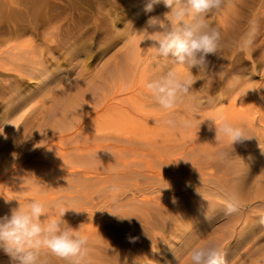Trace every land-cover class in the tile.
Segmentation results:
<instances>
[{
	"label": "rangeland",
	"instance_id": "obj_1",
	"mask_svg": "<svg viewBox=\"0 0 264 264\" xmlns=\"http://www.w3.org/2000/svg\"><path fill=\"white\" fill-rule=\"evenodd\" d=\"M147 3L148 0H0V39H2L0 42L4 38L11 39L9 43L0 45V56L8 57L9 54H6L8 48L16 44L18 48L14 52L18 53L19 58L30 56L37 62L40 60L43 66H46L47 75L45 80L41 81L37 75L20 76L14 71L0 68V173H3L0 174V184L2 183L0 195L13 199L15 203L13 202L12 206L15 207L17 203L25 202L23 205H26L32 200L43 201L46 204L41 203L50 212L49 218L59 219L57 206H63L64 209L66 208L64 221L72 218L71 216L77 211L80 212L95 203L113 198L116 202L112 207L104 208L89 218L80 219L76 225L82 228L78 231L83 236L87 234L86 232L94 231L93 226L96 224H99L96 229L102 226L109 227L107 235H103L101 239L109 243L116 239L113 241L116 247H125V264H185L183 258L186 252L196 243L202 245L213 243L219 246L224 264H264V223L256 220L254 225H246L248 220L252 221L249 217L254 216L253 212L260 207L248 206L242 208L241 212L236 208L234 212H226V204L232 202L222 198L218 192L226 186L241 202L261 199L259 196L264 192V175H262L264 174V142H262L264 135H261L264 133L262 132L264 105L259 100L261 97L259 92L264 88L261 65L264 53V0H224L221 9L207 17L208 24L219 30L221 40L216 54L209 55L207 65L199 71L196 69L191 71L183 65H173L156 56L155 49L151 48V42L144 40L145 35L140 31L146 26L150 17H162L169 9L166 8L163 0H160L153 5L151 11H146ZM14 34L18 37H14ZM169 71H174L181 77L190 76L200 87L194 83L188 99L177 104L174 109L165 111L159 109L152 98L148 97L145 83ZM245 79L256 85L253 94L255 96L253 111H249L251 104L248 106L249 104L243 103V107L237 104L242 103L244 98L234 88L236 82ZM117 90L119 96L113 100L106 116V111L96 105L102 100L103 95H117ZM62 91H67V95L64 96ZM145 92L148 95L144 94ZM238 96L240 99H235ZM67 97L74 101L70 102ZM19 101L25 105L18 111H10L9 108L7 110L8 104L16 105ZM64 102L66 106L63 105ZM256 104L258 113L254 111ZM237 105L243 108L244 113H246L245 106L249 111L247 115L245 114L249 119H244L248 124L247 127L242 121L245 116L243 115L242 119L240 116L244 113L241 112L242 109L240 111L237 108ZM229 106L233 109H228ZM227 109L233 110L232 113L240 111V115L234 113L238 115H236V120L239 122L237 125H242L246 135L250 137L245 141L248 146L244 147L243 143L241 146L237 143L232 146V143L223 137L221 138L225 141L220 138L223 142L216 139L219 141L217 143L212 140L213 134L211 136L204 133L203 126L209 118L215 119L218 114L224 112L226 114L223 116L234 114ZM169 111L173 113V118L191 121V126L186 128L165 126L163 121L169 118ZM102 114L108 117V121ZM251 114L256 117H252ZM149 116L152 121L148 119ZM57 117L64 121L63 124ZM95 117L97 122L100 121L99 123H96ZM110 119L115 120L112 122ZM252 119L253 127L250 124ZM91 120H95L97 125L91 124L93 122ZM144 120L147 122L145 123ZM137 121L141 123L140 126L137 125ZM135 124L140 129L135 127ZM193 125L195 128H192ZM195 141L199 142L191 147V143ZM181 146L182 150H180ZM85 148L89 150L88 153L104 148L105 154L99 157V161L108 163L112 161L113 166L108 169L104 167L103 173L100 174L103 176H99L94 181L92 179L89 182L79 175L73 176L75 179L64 178L62 181L60 171L65 173L67 170H73L72 164L75 170L82 167L83 162L85 164L83 166H86L87 162L89 163L97 154L94 152L91 157V152L86 154ZM176 150L177 154H175ZM82 151L85 153L82 155L84 157L87 155L91 160L76 156ZM164 151L167 152L163 153ZM131 153L136 155L132 156ZM110 157L112 159L115 157L117 162L115 158L112 160ZM76 159L81 161L80 165ZM121 160L126 161L123 163ZM129 160L135 165L139 162V166L130 164ZM240 160L243 163V167L239 168L240 171L236 173L226 170L228 166L237 165L236 162ZM226 161L229 162L228 165ZM126 163L133 167L126 166ZM161 164L165 165L166 169ZM174 164L179 165V168L174 167ZM180 168L184 170H179ZM258 168H261L260 171ZM176 169L177 173H175ZM217 172L218 176L215 174ZM153 173L157 174L156 177L151 181L148 180L145 175ZM247 173L250 176L247 177ZM65 175L67 173L64 174L66 179L70 178ZM238 175L239 180L242 181L237 182ZM201 179L203 181L206 179L208 182H205L206 187L204 186L210 189L208 194L200 193L197 197L194 196L197 193H193L190 188V191L185 190L189 180L196 186L194 190L202 188L198 181H202ZM42 180L46 182H41ZM57 183H64L67 188ZM149 185L154 187L144 192L140 191L141 194L137 192L138 188L143 189ZM51 186L61 188L60 190L56 187L49 188ZM77 186L81 188L78 187L77 190ZM53 191H60V194H54ZM92 191L94 192L91 193ZM134 191L136 194L133 193ZM5 192H9V196ZM71 195L73 199L70 200L68 196ZM244 195L246 198L243 197ZM15 196L18 198L16 199ZM143 197L154 198L157 201L139 202L138 200ZM208 200L212 203L208 204V208L197 204ZM115 205H119V208ZM4 206L0 208V217L9 211L8 206L6 204ZM260 211L264 214V208ZM256 215L257 213L255 217ZM88 243L90 252L93 251L94 256L105 258L107 264L109 259L107 252H99V245L102 242Z\"/></svg>",
	"mask_w": 264,
	"mask_h": 264
},
{
	"label": "clouds",
	"instance_id": "obj_2",
	"mask_svg": "<svg viewBox=\"0 0 264 264\" xmlns=\"http://www.w3.org/2000/svg\"><path fill=\"white\" fill-rule=\"evenodd\" d=\"M160 0H148L146 11ZM169 11L163 16L150 17L140 31L151 42L156 56L173 65H183L189 70H202L208 63L209 55H215L221 34L211 27L207 17L221 9L224 0H163ZM143 40V41H144ZM195 81L169 71L149 79L145 87L154 104L161 110H172L190 97ZM216 139L226 137L232 143H242L250 139L243 127L235 126L226 120L219 124L213 121ZM163 124L170 128L190 127L191 121L169 118ZM211 130V127H210ZM6 203L9 200H5ZM175 202V200L173 201ZM57 218H49L48 208L37 200L26 205L18 204L10 214L0 217V250L10 257L11 264H45L41 250L65 259L70 264H81L86 254L87 237L70 227L63 217V206ZM226 212L236 209L232 203L226 204ZM67 225V226H66ZM185 264H224L219 246L213 243L194 244L183 258Z\"/></svg>",
	"mask_w": 264,
	"mask_h": 264
},
{
	"label": "bare ground",
	"instance_id": "obj_3",
	"mask_svg": "<svg viewBox=\"0 0 264 264\" xmlns=\"http://www.w3.org/2000/svg\"><path fill=\"white\" fill-rule=\"evenodd\" d=\"M11 36V35H10ZM244 36V35H243ZM12 37V36H11ZM10 37V38H11ZM14 37H18L17 36V34H14ZM245 37V36H244ZM4 38V37H3ZM7 38V37H6ZM256 38V37H255ZM255 38H254V40H255ZM5 39V38H4ZM3 39V41L2 42H0V45H2V44H7V42L9 43L10 42V40H9V38L8 39H5L4 40ZM13 39V38H12ZM16 39V38H15ZM0 40H2V39H0ZM240 41H242V40H240ZM244 43H246V42H243V44ZM7 46V45H6ZM1 48V47H0ZM17 48H18V46L15 44V45H13V46H11L10 45V47L8 48V53H6V54H9V56L7 57V56H5V55H3V56H5V57H2V55L0 56V68H2V69H4V70H11V71H14V72H16L18 75H20V76H28V77H30V76H36L37 75V78L38 79H40L41 81H44L45 80V78L47 77V75L45 74V68H46V66L44 67L43 66V63L39 60L38 62L36 61V59H34L33 57H28V58H26L25 56L23 57V58H19V55H18V53H16V52H14L15 50H17ZM264 48V47H263ZM4 49V48H3ZM1 50V49H0ZM242 50H243V48H242ZM7 52V51H6ZM15 56V57H14ZM37 65V66H36ZM261 65L263 66V74H264V53H263V55H262V59H261ZM258 67V66H257ZM261 69V68H260ZM48 71V70H47ZM53 77V76H52ZM133 77V76H132ZM54 78V77H53ZM251 78H253V77H251ZM250 78V79H251ZM244 79V78H243ZM252 80V79H251ZM250 81H247L246 79L245 80H240L239 82H236V86H235V88L234 89H237L238 91H239V93H240V96L241 95H243V98H244V100L246 99V101L244 102V100H242L243 102L242 103H237V104H241V107H243L242 106V104L244 103V105H246L245 103H247V104H249L248 106H250V104H251V108H250V110L249 111H253V107H254V105H252V104H255V96L253 95V94H255V92H254V90H255V88H256V85L255 84H253V83H249ZM129 83V82H128ZM200 83H202V82H199V84ZM126 84V83H125ZM130 84H131V81H130ZM203 84V83H202ZM206 84V83H205ZM195 85H198L197 83H195ZM204 85V84H203ZM199 87H200V85H198ZM208 86V85H207ZM103 87H105V85H103ZM122 87V86H121ZM193 87V86H192ZM106 88V87H105ZM123 88V87H122ZM194 88H195V86H194ZM261 88H263V87H261ZM121 89V88H120ZM125 89V88H124ZM229 89V88H228ZM233 89V88H232ZM136 90H138L137 88H136ZM196 90V89H195ZM194 90V91H195ZM198 90H200V89H198ZM261 90V89H260ZM111 91H113V90H111ZM116 91V90H115ZM114 91V92H115ZM134 91H135V89H134ZM134 91H132V94L134 95ZM205 91V90H204ZM225 91V90H224ZM113 92V93H114ZM117 92H118V90H117ZM121 92V91H120ZM140 92V91H139ZM192 92V91H191ZM231 92V91H230ZM230 92H228V93H230ZM235 91L233 90V92L232 93H234ZM237 92V91H236ZM109 92H107V94H108ZM196 93V92H195ZM227 93V94H228ZM231 93V94H232ZM238 93V92H237ZM259 93H261V97L259 98V100H260V102L264 105V88L262 89V91L261 92H259ZM62 94L64 95V96H66L67 95V91H62ZM101 94H103L102 92H101ZM144 94H146V95H148L147 94V92H145ZM225 94V93H224ZM195 95V94H194ZM235 95H236V93H235ZM257 95V94H256ZM260 95V94H259ZM102 96V95H101ZM117 96H119V92L117 93V95H113L112 96V94H108V95H103L102 97V100L100 101V102H98V104L96 105V106H98V107H101L102 109H104V111H106L105 112V115H106V113H107V111L108 110H110V107H111V104H113L112 102H113V100L114 99H116L117 98ZM150 96V94L148 95V97ZM234 96V95H233ZM246 96H247V98H246ZM132 98H133V96H131ZM134 97H135V95H134ZM136 97H137V95H136ZM140 97V96H139ZM196 97V96H195ZM232 97V96H231ZM230 96H229V98H231ZM239 97V96H238ZM238 97H234L235 99H240V97L238 98ZM68 98V97H67ZM97 98V97H96ZM147 98V97H146ZM150 98V97H149ZM193 98V97H192ZM69 99V101L70 102H72V101H74V99L73 100H70V98H68ZM92 99V98H91ZM98 99H99V96H98V98H97V101H98ZM122 99V98H121ZM140 99V98H139ZM191 99V98H190ZM195 99V98H194ZM144 100V99H143ZM229 100V99H228ZM95 101V100H94ZM145 101V100H144ZM233 102H235V101H233ZM65 103V102H64ZM93 103V102H92ZM235 103V104H236ZM142 104V103H141ZM23 105H25V104H21V102L19 101V103L18 104H16V105H14V104H8L7 105V110H8V108H9V110L10 111H18L21 107H23ZM63 105H67L66 103L65 104H63ZM72 105H73V103H72ZM90 105V104H89ZM92 106H93V104H91ZM144 105V104H143ZM147 105V104H146ZM153 106V105H152ZM230 106H231V103H230ZM230 106H229V108L228 109H233V108H230ZM238 106V105H237ZM19 107V108H18ZM64 107V106H63ZM68 107V106H67ZM75 107V106H74ZM97 107V108H98ZM233 107V106H232ZM234 107H236V105L234 106ZM263 107V106H262ZM237 108H239V106L237 107ZM236 108V109H237ZM258 108V106H257V104H256V108L254 109V111H256L257 112V109ZM261 108V107H260ZM62 109V108H61ZM65 109V108H64ZM93 109H95V107L93 106ZM227 109V110H228ZM240 109H242V111L240 110ZM244 109H245V111H246V113H244V111H243V108H239V110L241 111V112H243L244 114H242V115H240V111L239 110H237L235 113H237L238 115H240L241 116V119H242V117H243V115L245 116V114L247 115V113H249V111H248V109L246 110V106L244 107ZM90 110H91V108H90ZM70 111V110H69ZM112 111V110H111ZM110 111V112H111ZM229 111V110H228ZM228 111H226L227 113H228ZM231 111H233V110H231ZM231 111H229V112H231ZM248 111V112H247ZM224 112V111H223ZM233 112V113H234ZM111 113H113V112H111ZM232 113V112H231ZM232 113V114H233ZM234 113V114H235ZM251 113V112H250ZM254 113V112H253ZM258 113V112H257ZM260 113V112H259ZM104 114V113H103ZM103 114H102V116H103ZM108 114H109V112H108ZM218 114V113H217ZM224 114H226L225 112L224 113H222V114H218V115H222V116H216L215 117V119H211L210 120V118L208 119L209 121L203 126V128H204V130H205V134L206 135H208V134H210L211 136H212V134L214 135V136H212V140H215V141H217V143L219 142L218 140L221 138H219L218 140H216V129H215V124H214V122L213 121H215L217 124H219L222 120H226L227 122H229V123H231V124H233V123H236L235 124V126L237 125V123H238V125H239V122H237V120H236V118H237V114H233V115H228L227 114V116H223ZM85 116H86V114H84ZM104 115V116H105ZM237 115V116H236ZM252 115V114H251ZM263 115H264V113H263ZM85 116H83L84 118H85ZM102 116L100 117L99 116V118H101V120H104V118L102 119ZM103 116V117H104ZM107 116V115H106ZM105 116V117H106ZM145 116V115H144ZM151 116V115H150ZM150 116H149V120L152 118V116H151V118H150ZM156 116V115H155ZM157 116H159V115H157ZM67 117H68V115H67ZM161 117V116H160ZM160 117H159V119H160ZM212 117H213V115H212ZM246 117V118H245ZM245 117H243V125H245V127H247L246 125H248L247 123H245L244 122V119H249V117H247V116H245ZM252 117H254L253 115H252ZM251 117V118H252ZM256 117V116H255ZM254 117V118H255ZM69 118V117H68ZM111 118H114V117H111ZM145 118H147V117H145ZM163 118H165V116L163 117ZM240 118V117H239ZM57 119H59L58 117H57ZM74 119V118H73ZM72 119V120H73ZM94 119H96V123H99V122H97V118L95 117ZM106 119H107V121H108V117H106ZM153 119V118H152ZM152 119L150 120V121H152ZM260 119H261V117H260ZM260 119H258V121H261ZM263 119H264V117H263ZM51 120V119H50ZM79 120V119H78ZM100 120V119H99ZM111 120V119H110ZM109 120V121H110ZM113 120H115V119H113ZM113 120H111L112 122H113ZM143 120V119H142ZM142 120H141V123H142ZM162 120V119H161ZM160 120V121H161ZM59 121L62 123V122H64V121H61L60 119H59ZM68 121V120H67ZM82 121V120H81ZM80 121V122H81ZM91 121H93V122H91V124L93 123V125H94V121L95 120H91ZM240 121V120H239ZM264 121V120H263ZM14 122V121H13ZM102 122V121H101ZM112 122H110V123H112ZM138 122V121H137ZM144 122H145V120H144ZM147 122V121H146ZM145 122V123H146ZM241 122V121H240ZM10 123V122H9ZM52 123V122H51ZM57 123V122H56ZM56 123H54V124H56ZM88 123V122H87ZM95 123V124H96ZM106 123V122H105ZM139 123L140 122H138L137 123V125H139ZM140 123V124H141ZM249 123V122H248ZM256 123L258 124V122L256 121ZM260 123V122H259ZM58 124V123H57ZM63 124V123H62ZM66 124V123H65ZM64 124V125H65ZM148 124H150V123H148ZM250 124H251V126L253 127V125L252 124H254V120L252 119L251 120V122H250ZM250 124H249V126H250ZM59 125V124H58ZM63 125V126H64ZM73 125H75V123H73ZM87 125H90V124H87ZM97 125V124H96ZM136 124L134 125L135 127L137 126ZM143 125V124H142ZM237 125V126H238ZM62 126V127H63ZM77 126H78V124H77ZM103 126H105V125H103ZM133 126V127H134ZM140 126V125H139ZM139 126H137V128L138 129H140V127ZM194 126V125H193ZM250 126V127H251ZM262 126V125H261ZM260 126V127H261ZM264 126V125H263ZM53 127V126H52ZM61 127V126H60ZM80 127V126H79ZM88 127V126H87ZM144 126H142V128H143ZM210 127H211V130H210ZM240 127H242V125L240 126ZM105 128V127H104ZM192 128H195V126L194 127H192ZM201 128V127H200ZM249 128V127H248ZM75 129H76V127H75ZM137 129V130H138ZM144 129H146V128H144ZM191 129V128H190ZM243 129H244V127H243ZM254 129V128H253ZM259 129V128H258ZM257 129V130H258ZM261 129V128H260ZM259 129V130H260ZM262 129H264V128H262ZM129 130H131V129H129ZM134 130V129H133ZM157 130V129H156ZM247 130V129H246ZM75 131V130H74ZM128 131V130H127ZM132 131V130H131ZM136 131V130H135ZM134 131V132H135ZM139 131V130H138ZM145 131V130H144ZM196 131V130H195ZM248 131V130H247ZM262 131V130H261ZM134 132H132V133H134ZM262 132H264V130L262 131ZM54 133V132H53ZM66 133V132H65ZM64 133V134H65ZM72 133V132H71ZM198 133V132H197ZM196 133V134H197ZM68 134V133H67ZM70 134V133H69ZM138 134V133H137ZM195 134V133H194ZM260 134V133H259ZM60 135V134H59ZM66 135V134H65ZM135 135H136V133H135ZM204 135V134H203ZM249 135V134H248ZM254 135V134H253ZM256 136H258L257 134H255ZM261 135H264V133H262ZM57 136V135H56ZM63 136V135H62ZM79 136V135H78ZM195 136H197V135H195ZM194 136V137H195ZM260 136V135H259ZM68 137H70L71 138V136H68ZM67 137V138H68ZM200 137V136H199ZM223 137V136H222ZM249 137V136H248ZM67 138H63V139H67ZM77 138V137H76ZM95 138V137H94ZM192 138V137H191ZM204 138H205V136H204ZM209 138L211 139V137L209 136ZM224 139H226V141H229L228 140V138H226V137H223ZM260 138V137H259ZM53 139V138H52ZM52 139H51V141H52ZM57 139V138H56ZM69 139V138H68ZM67 139V140H68ZM73 140H74V138H72ZM87 139H89L88 137H87ZM187 139V138H186ZM190 139V137L188 138V140ZM195 139V138H194ZM197 139V138H196ZM200 139V138H199ZM198 139V140H199ZM222 139V138H221ZM220 139V140H221ZM224 139H222L223 141H225ZM258 139V138H257ZM261 139V138H260ZM73 140H70V141H73ZM91 140H93V138L91 139ZM140 140V139H139ZM187 140V141H188ZM221 140V143L223 142ZM262 140H263V138H262ZM50 141V140H49ZM60 141V140H59ZM245 141L246 140H244L242 143H243V145H244V147H245V145H247L248 146V143L246 142L245 143ZM128 142H129V140H128ZM196 142H199V141H195V142H192L191 144H188L189 146L191 145V147H193L194 146V143H196ZM211 143H212V141H210ZM230 142V141H229ZM229 142H228V144H229ZM259 142H261V141H259ZM262 142H264V140L262 141ZM53 143H55L54 141H53ZM57 143H58V141H57ZM148 143V142H147ZM188 143V142H187ZM225 143V142H224ZM231 143V142H230ZM242 143H237L238 145L240 144V146L242 145ZM51 144H52V142H51ZM59 144V143H58ZM201 144V143H200ZM98 145V144H97ZM258 145V144H257ZM96 145H94V147H95ZM188 146V147H189ZM227 146H229V145H227ZM231 146V145H230ZM232 146H233V144H232ZM260 146V145H259ZM52 147V146H51ZM97 147V146H96ZM114 147V146H113ZM182 147V146H181ZM180 147V148H181ZM185 147V146H184ZM190 147V148H191ZM221 147V146H220ZM236 147H237V145H236ZM251 147H252V145H251ZM255 147V146H254ZM92 148V147H91ZM108 148H110V151H111V146H109ZM116 148V147H115ZM226 148V147H225ZM233 148V147H232ZM248 148V147H247ZM89 149V148H88ZM174 149V148H173ZM183 149V147L180 149V150H182ZM223 149V148H222ZM239 149V148H238ZM242 148H240V150H241ZM85 153L87 154L88 153V151H87V149L85 148ZM116 150H119V151H121L120 149H116ZM115 150V151H116ZM231 150V149H230ZM236 150V149H235ZM246 150V149H245ZM249 150H251L250 148H249ZM105 149L103 148V149H100V150H98V151H94V152H96L97 154L99 153V155L97 156V154L96 155H94V152H89L91 155V157H92V155H94L93 157V159L91 160V159H88L87 158V155H85V157L88 159V160H91L89 163L87 162V164L89 165H86V166H83V164H84V162L82 163V167H80V168H78L77 170H75V167H73V164H72V169L73 170H67V171H65V173H67V175H65V176H70V178H67L66 179V177H64V172L63 171H60V172H62V174H60V176H61V180L63 179L64 180V178H65V180H71V179H75V178H73V176H77V175H79L80 177L82 176V177H84V179L85 180H87V181H89L90 182V180H92L93 179V181H94V179H96V178H98L99 176H103V175H100L101 173H103V170H104V167L106 168V169H108L112 164H111V162H103V161H99L100 160V158L99 157H103V154H105ZM112 151H113V149H112ZM134 151V150H133ZM136 151V150H135ZM178 151H179V149H178ZM229 151V150H228ZM233 151V150H232ZM256 151H258V150H256ZM78 152H81V151H78ZM77 152V153H78ZM124 152V151H123ZM167 152V151H166ZM165 151L163 152V153H166ZM171 152V151H170ZM185 152V151H184ZM222 152V151H221ZM220 152V153H221ZM226 152H227V150H226ZM225 152V153H226ZM250 152V151H249ZM259 152H261V150L259 151ZM84 153V151H82V153H79L78 155L76 154V156H83L84 157V155H82V154H85ZM88 153V154H89ZM129 153V152H128ZM133 153V152H132ZM131 153V154H132ZM169 153V152H168ZM178 152H177V150H176V153L175 154H177ZM180 153V152H179ZM244 153L245 152H243V155H244ZM81 154V155H80ZM127 154V153H126ZM144 154V153H143ZM186 153H184V155H185ZM222 154V153H221ZM253 154V153H252ZM101 155V156H100ZM127 155H129V154H127ZM134 155H136V154H134ZM133 154H132V156H134ZM145 155V154H144ZM179 155V154H178ZM243 155L241 156V157H243ZM105 156V155H104ZM110 156V155H109ZM111 156H113V155H111ZM117 156V155H116ZM171 156H174V155H171ZM78 157V158H79ZM84 157V158H85ZM120 157H121V155H120ZM180 157V156H179ZM239 157V156H238ZM83 158V159H84ZM85 158V159H86ZM115 158V157H114ZM114 158L112 159L111 157H110V159H112V160H114ZM161 158V157H160ZM173 158H175V156L173 157ZM177 158H178V156H177ZM226 158V157H225ZM229 158H231V157H229ZM256 158V157H255ZM74 159V161H75V158H73ZM73 159H71V161L73 160ZM121 159H123L122 157H121ZM129 159V158H128ZM163 159V158H162ZM180 159V158H179ZM228 159V158H227ZM254 159V158H253ZM260 159H261V157H260ZM101 160H103V159H101ZM107 160H108V158H107ZM164 161H165V159H163ZM163 160L161 161L162 162V164H163ZM172 160V159H171ZM174 160V159H173ZM178 159H176V161H177ZM226 160V159H225ZM231 160V159H230ZM229 160V161H230ZM256 160H257V158H256ZM264 160V159H263ZM68 161H70V160H68ZM67 161V162H68ZM76 161H79L78 159H76ZM105 161V160H104ZM110 161V160H109ZM115 161L117 162V159L115 158ZM120 161V160H119ZM123 161V163H124V161H126V160H121V162ZM130 161V160H129ZM135 162H136V160H134ZM251 161H254V160H251ZM73 162V161H72ZM92 162V163H91ZM99 162V163H98ZM128 162V161H127ZM172 162V161H171ZM178 162H179V160H178ZM263 162V161H262ZM69 163V162H68ZM71 163V162H70ZM81 164V161H79L78 162V164ZM129 163V162H128ZM138 163L139 162H137V165H135V163H133L132 161H130V164H134V166H139L138 165ZM226 163H227V161H226ZM229 163V162H228ZM228 163H227V165H228ZM237 163V165H231V166H228L227 167V171H232V172H238V171H240L239 170V168H241V167H243V163L241 162V160L239 161V162H236ZM75 164H76V162H75ZM79 164V165H80ZM91 164V165H90ZM119 164V163H118ZM161 164V165H162ZM164 164H165V162H164ZM168 165H169V163H167ZM223 164H225V163H223ZM67 165V164H66ZM69 165V164H68ZM85 165V164H84ZM117 165V164H116ZM128 165V167H130L131 165H129V164H127L126 163V166ZM149 165V164H148ZM147 165V166H148ZM175 165V164H174ZM248 165V164H247ZM254 165V164H253ZM252 165V166H253ZM70 166V165H69ZM76 167L78 166L77 164L75 165ZM113 166V165H112ZM146 166V167H147ZM162 166H164L165 167V165H162ZM173 166V165H172ZM177 165H175L174 167H176ZM223 166V165H222ZM221 166V167H222ZM249 166V165H248ZM260 166V165H259ZM125 167V166H124ZM131 167H133V166H131ZM169 167V166H168ZM149 168V167H148ZM172 167H170V169H171ZM179 168V165L177 166V169ZM215 168H218V167H215ZM247 168V167H246ZM254 168V167H253ZM122 169H123V167H122ZM150 169V168H149ZM153 169V168H152ZM165 169H166V167H165ZM176 169V171H175V173H177L178 172V170ZM181 169H183L184 170V168H180L179 170H181ZM256 169V168H255ZM259 169H261V168H258V170ZM62 170V169H61ZM124 170H125V168H124ZM168 170V169H167ZM216 170V169H215ZM117 171V170H116ZM226 171V172H227ZM251 171H253L252 170V168H251ZM251 171H249V172H251ZM260 171V170H259ZM263 171H264V169H263ZM59 172V173H60ZM156 172V171H155ZM154 172V173H155ZM161 172V171H160ZM219 172H221V171H219ZM256 172V171H255ZM255 172H253V174L255 173ZM2 173V172H1ZM0 173V174H1ZM51 173V172H50ZM64 173V174H63ZM151 174V175H145L147 178H149L148 180H150L151 181V179L153 180L154 179V177H156V175L155 174ZM211 173V172H210ZM261 173H263L262 172V170H261ZM3 174V173H2ZM56 174H58L57 172H56ZM149 174V173H148ZM216 174V176H218V172L217 173H215ZM248 174V173H247ZM257 174V173H256ZM255 174V175H256ZM54 175V174H53ZM59 175V174H58ZM62 175H63V178H62ZM141 175H144V174H141ZM140 175V176H141ZM162 175V174H161ZM220 175V174H219ZM262 175H264V174H262ZM39 176H40V174H39ZM50 176V175H49ZM52 176V175H51ZM72 176V177H71ZM78 176V177H79ZM248 176H250V174H248L247 175V177ZM253 176V175H252ZM260 176V175H259ZM55 177V176H54ZM81 177V178H82ZM143 177V176H142ZM221 177V176H220ZM223 177L224 176H222V179H223ZM227 177V176H226ZM225 177V178H226ZM258 177V176H257ZM264 177V176H263ZM56 178V177H55ZM204 178V177H203ZM228 178V177H227ZM79 179V178H78ZM84 179H83V181L82 182H84ZM217 179V178H216ZM248 179V178H247ZM261 179V178H260ZM31 180H33L32 178H31ZM62 180V181H63ZM164 180V179H163ZM202 180V179H201ZM226 180V179H225ZM237 182H238V180H239V175H238V177H237ZM39 181V180H38ZM44 180H42L41 182H43ZM200 183H201V185L203 186L202 188H199V189H195L194 190V188L196 187L195 185H194V183L193 182H191L190 180H189V182H188V185L186 186V188H185V190L186 191H190V189L191 190H193L194 192L193 193H197V194H195L194 196H197V197H199V195L198 194H200L201 193V195H202V193L204 194H208V192L210 191V189L209 188H204V186H205V182H207V180L205 179L204 181L202 180V181H200V180H198ZM239 181H242V180H239ZM263 181H264V179H263ZM36 182H37V180H36ZM40 182V181H39ZM44 182H46V181H44ZM53 182V181H52ZM66 182V181H65ZM82 182H80V184L82 183ZM92 182V181H91ZM248 182H250V181H248ZM247 182V183H248ZM47 183H48V181H47ZM49 183L50 184H52L50 181H49ZM54 183V182H53ZM75 184H76V182H74ZM79 183V182H78ZM94 183V182H93ZM159 182H157V184H158ZM208 183V182H207ZM223 183V182H222ZM242 183V182H241ZM244 183H246V182H244ZM254 183V182H253ZM87 184H88V182H87ZM154 184V183H153ZM178 184V183H177ZM176 184V185H177ZM258 184V183H257ZM54 185H56V183H54ZM57 185H63L64 187H65V184L63 183V184H58L57 183ZM68 184L66 183V186H67ZM84 186H85V184H83ZM159 185H161V184H159ZM158 185V186H159ZM244 185V184H243ZM255 185V184H254ZM261 185V184H260ZM263 185V184H262ZM71 186H73V185H71ZM70 186V187H71ZM79 186H81V185H79ZM79 186H77V190H79L78 189V187ZM195 186V187H194ZM54 188L56 187V186H53ZM52 186L51 187H49V188H53ZM74 187H76V186H74ZM73 187V188H74ZM82 187V186H81ZM81 187H79V188H81ZM90 187V186H89ZM154 186L153 185H149L148 187H144L143 189H140V188H138L137 189V192H140V191H142V192H144L145 190H149L150 188H153ZM206 187V186H205ZM210 187V186H209ZM247 187V186H246ZM250 187V186H249ZM0 188H2V183L0 184ZM57 188V187H56ZM59 188H61L60 186H58V188L57 189H59ZM65 188H67V187H65ZM179 188V187H178ZM182 188V190H183V187H181ZM190 188V189H189ZM255 188V187H254ZM258 188H259V186H258ZM257 188V189H258ZM17 189V188H16ZM69 189H72V188H69ZM69 189H67V190H69ZM75 189V188H74ZM90 189V188H89ZM122 189H124V188H122ZM245 189V188H244ZM256 189V188H255ZM60 190V189H59ZM81 190H83V188L81 189ZM86 190V189H85ZM99 190V189H98ZM98 190H97V192H98ZM102 190V189H101ZM105 190H107V188L105 189ZM155 190V189H154ZM180 190V189H179ZM242 190V189H241ZM49 191V190H48ZM61 191H63L62 189H61ZM71 191H73V190H71ZM87 191V190H86ZM218 191V190H217ZM263 191H264V189H263ZM11 192V191H10ZM51 192V191H50ZM66 192V191H65ZM74 192V191H73ZM72 192V193H73ZM94 191H92L91 193H93ZM102 192V191H101ZM105 192V191H104ZM114 192V191H113ZM123 192H125V191H123ZM219 193H220V195H222V198H225L226 200H228V201H231L232 202V204L234 205V207L238 210L239 209V211L243 208H246V207H251V206H255V207H257V208H259L260 207V209H256L254 212H253V214H254V216H250L249 218L252 220V221H249L248 220V222H247V224L246 225H250V224H252V225H254L255 223V221L256 220H258L257 222H259L260 223V221H262L263 223H264V214H262L261 213V208H264V192H262V196H259V197H261V199H256V200H249V201H247V202H244V201H242L241 202V200H239L238 198H236V197H234L232 194V192L228 189V188H226V186H225V188L223 187V189L221 190V191H218ZM253 192V191H252ZM1 193H3L2 192V189H1ZM6 193V192H5ZM4 193V194H5ZM53 193L54 194H60V191L59 192H54L53 191ZM52 193V194H53ZM76 193V192H75ZM99 193V192H98ZM122 193V192H121ZM134 194H136V191H134L133 192ZM222 193V194H221ZM6 194H8V196H9V192H7ZM5 194V195H6ZM50 194V193H49ZM52 194H50V195H52ZM124 194V193H123ZM140 194H141V192H140ZM254 194V193H253ZM15 195V194H14ZM17 195V194H16ZM87 195V194H86ZM145 195V194H144ZM11 196V195H10ZM56 196V195H55ZM66 196V195H65ZM88 196V195H87ZM12 197V196H11ZM16 197V196H15ZM67 197V196H66ZM80 197V196H79ZM78 197V198H79ZM85 197V196H84ZM159 197V196H158ZM243 197H245L246 198V195H244ZM253 197V196H252ZM14 198V197H13ZM18 197H16V199H17ZM61 198V197H60ZM68 198H70V200H71V198L73 199V197H72V195L69 197L68 196ZM68 198H66V200L68 199ZM75 198V197H74ZM88 198V197H87ZM94 198H97V197H94ZM163 198V197H162ZM15 199V198H14ZM63 199H64V196H63ZM241 199V198H240ZM251 199V198H250ZM5 200H9V202L8 203H6L5 202ZM43 200V199H42ZM69 200V201H70ZM92 200V199H91ZM95 200V199H94ZM155 200L156 199H149V198H145V197H143V198H141L140 200H138L139 202H141V203H148V202H155ZM248 200V199H247ZM68 201V202H69ZM80 201V200H79ZM96 201V200H95ZM94 201V202H95ZM157 201V200H156ZM246 201V200H245ZM0 202L2 203H4V205L6 204V206H8V209H9V211H8V209H7V213L6 214H9V212H10V210L12 209V207H15V206H12V204H13V199H11L10 197L8 198V197H5L4 195H0ZM41 202H43V201H41ZM87 202V201H86ZM115 200L113 199V198H109L108 200H106V201H101V202H99L98 204L97 203H95V204H93L92 206H90L89 208H86V209H84V210H82V211H77L73 216H71L72 218H70V219H67L66 220V222H67V224L70 226V227H72L73 229H77L78 227H77V225H76V223L80 220V219H83V218H89V216H91V215H93V214H95V213H98L100 210H102V209H104V208H110V207H112V205L113 204H115ZM3 203L2 204H0V205H3ZM15 203V202H14ZM25 203V202H24ZM23 202L22 203H20V204H24ZM44 203V202H43ZM71 203V202H70ZM92 203H93V201H92ZM165 203H166V201H165ZM248 203V204H247ZM18 204L19 203H17V205L16 206H18ZM44 204H46V203H44ZM69 204V203H68ZM197 204L198 205H200L201 207H203V208H208L207 206H209L208 204H212L211 203V201L210 200H208V201H200V202H197ZM3 205V206H4ZM120 205V204H119ZM118 205V206H119ZM150 205V204H149ZM153 205V204H152ZM166 205V204H165ZM0 207V208H4V207ZM116 206V205H115ZM118 206H116V207H118ZM52 207V206H51ZM115 207V208H116ZM121 207V206H120ZM226 207V206H225ZM72 208V207H71ZM83 208H85L84 206H83ZM119 208V207H118ZM160 208V207H159ZM222 208H224V206H222ZM66 209V208H65ZM73 209V208H72ZM1 210V209H0ZM55 211V210H54ZM58 212V211H57ZM220 212V211H219ZM241 212V211H240ZM243 212V211H242ZM50 213V212H49ZM55 213H56V211H55ZM257 213V215H256V217H255V214ZM3 214V213H2ZM53 216H54V214H53ZM86 216H88V217H86ZM70 217V216H69ZM68 218V217H67ZM64 219V218H63ZM244 219V218H243ZM212 220V219H211ZM79 223V222H78ZM102 223V222H101ZM254 223V224H253ZM262 223V224H263ZM99 226V224H96L95 226H93L94 227V231H89V232H86L87 234H84V236L85 237H87V245H89V243L88 242H96V241H98V242H102L101 243V245H99V252L100 251H106L107 252V256L109 257V259L107 260V264H111V262H115V264H125V247H116V245H114L115 243L113 242L114 240L116 241V239H114L112 242H108L107 240H104V239H101L102 238V236L104 235H107V233H108V231H109V227H107V226H102L101 228H99V229H96L95 227L96 226ZM67 226V225H66ZM78 226H80V225H78ZM89 226V225H88ZM152 226V225H151ZM80 227H84L83 225H81ZM91 226H89V229H91L90 228ZM92 227V228H93ZM251 227V226H250ZM98 228V227H97ZM80 229H82V228H78L77 229V231L79 230L80 231ZM151 229V228H150ZM149 229V230H150ZM134 233V232H133ZM139 234V233H138ZM125 236V235H124ZM138 236V235H137ZM107 237V236H106ZM123 237V236H122ZM241 237V236H240ZM121 238V237H120ZM134 239V238H133ZM124 240H125V238H124ZM125 243H123V245H124ZM86 245V254L84 255V257H83V259H82V262H81V264H106L105 263V261H106V259L104 258H100L99 256H94L93 254H94V252L92 251V253L90 252V250L88 249V246ZM91 247H92V245H90ZM101 247V248H100ZM88 249V250H87ZM134 249V248H133ZM96 252V251H95ZM98 252V253H99ZM102 254V253H101ZM105 254V253H104ZM96 255H97V253H96ZM104 256V255H103ZM105 257V256H104ZM41 259L43 260V261H45V264H70V262L69 261H67V260H65V259H62V258H59V257H56V256H54V255H52V254H50V253H48L47 252V250H44V249H42L41 250ZM0 264H11V260H10V257L8 256V255H6L2 250H0Z\"/></svg>",
	"mask_w": 264,
	"mask_h": 264
}]
</instances>
